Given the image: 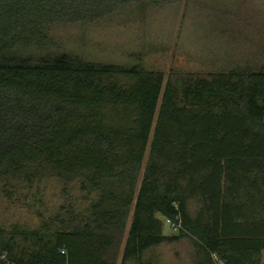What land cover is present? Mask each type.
<instances>
[{
    "label": "trees",
    "instance_id": "trees-1",
    "mask_svg": "<svg viewBox=\"0 0 264 264\" xmlns=\"http://www.w3.org/2000/svg\"><path fill=\"white\" fill-rule=\"evenodd\" d=\"M172 1L0 0V181L52 175L97 195L24 247L0 227V264H150L146 250L183 236L196 264H263L264 65L166 77L24 51L54 25ZM159 214L179 233L165 234Z\"/></svg>",
    "mask_w": 264,
    "mask_h": 264
},
{
    "label": "rangeland",
    "instance_id": "rangeland-1",
    "mask_svg": "<svg viewBox=\"0 0 264 264\" xmlns=\"http://www.w3.org/2000/svg\"><path fill=\"white\" fill-rule=\"evenodd\" d=\"M143 3V2H142ZM42 46L28 53L69 52L96 62L132 65L171 72L200 73L235 66L264 65V0H173L165 4L131 2L126 8L91 22L54 25ZM149 155L147 150L146 159ZM96 194L81 189L78 180L56 176L0 181V227L24 247L27 233L40 230L57 214L74 210L86 215ZM199 206L191 198L190 209ZM71 209V212H69ZM164 221L165 234L179 229ZM125 239L116 248L121 261ZM198 253L189 236L164 241L146 250L150 264H196ZM128 264H140L131 260ZM264 264V259H263Z\"/></svg>",
    "mask_w": 264,
    "mask_h": 264
},
{
    "label": "built area",
    "instance_id": "built-area-1",
    "mask_svg": "<svg viewBox=\"0 0 264 264\" xmlns=\"http://www.w3.org/2000/svg\"><path fill=\"white\" fill-rule=\"evenodd\" d=\"M167 222L173 225L175 228H178L180 225V223L174 222L170 218H167ZM215 259L218 261L219 264H224L222 261H220L217 255H215Z\"/></svg>",
    "mask_w": 264,
    "mask_h": 264
}]
</instances>
